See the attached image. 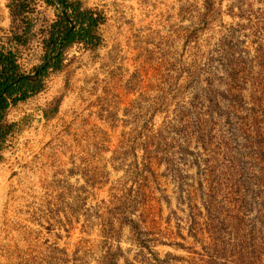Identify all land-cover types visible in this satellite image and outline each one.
Here are the masks:
<instances>
[{"label":"rangeland","instance_id":"374dc122","mask_svg":"<svg viewBox=\"0 0 264 264\" xmlns=\"http://www.w3.org/2000/svg\"><path fill=\"white\" fill-rule=\"evenodd\" d=\"M11 1L30 75L59 11L30 3L17 44ZM129 4L8 112L0 264H264V0Z\"/></svg>","mask_w":264,"mask_h":264},{"label":"trees","instance_id":"16d2710c","mask_svg":"<svg viewBox=\"0 0 264 264\" xmlns=\"http://www.w3.org/2000/svg\"><path fill=\"white\" fill-rule=\"evenodd\" d=\"M37 0H12L9 8L12 20V37L15 43L26 44L27 35L31 34L34 22L25 19V12L30 3ZM58 8V20L52 25L49 38L45 40L47 49L52 53L36 71H39L35 79L28 78L23 72L19 56L16 52L0 48V162L3 159V151L8 136L14 131L15 124L9 122L8 112L10 108L20 101L26 100L31 94L39 92L42 87L41 76L51 67L60 69L63 66V49L76 42L85 43L97 47L102 42L99 27L105 22L104 15L95 9L85 8L79 0H43ZM67 13V16L64 15ZM62 43V49L59 46ZM60 100L56 101L58 107ZM132 228L138 224L130 220ZM208 264H220L218 261H209Z\"/></svg>","mask_w":264,"mask_h":264},{"label":"crops","instance_id":"0c3cea01","mask_svg":"<svg viewBox=\"0 0 264 264\" xmlns=\"http://www.w3.org/2000/svg\"><path fill=\"white\" fill-rule=\"evenodd\" d=\"M80 1L82 2V0ZM90 1L91 3L89 4V6L94 7L93 9H97L98 11H100L105 18H106L105 15H110V13H112L116 7L122 9L123 12V9L130 8L129 3L133 4L135 8L138 5V2H141V0H90ZM49 5L51 6V4ZM103 27H105V22L101 24L99 30H103L102 29Z\"/></svg>","mask_w":264,"mask_h":264},{"label":"water","instance_id":"95a60500","mask_svg":"<svg viewBox=\"0 0 264 264\" xmlns=\"http://www.w3.org/2000/svg\"><path fill=\"white\" fill-rule=\"evenodd\" d=\"M56 1H57L58 4H60V1H59V0H56ZM64 15L67 16V13L64 12ZM67 17H68V16H67ZM68 19H70V18L68 17ZM63 41H64V40L61 41V44H60V46H59V50L62 49V43H63ZM38 74H39V71H35V73L30 74V75H28L27 77L30 78V79H35V78L38 76Z\"/></svg>","mask_w":264,"mask_h":264}]
</instances>
